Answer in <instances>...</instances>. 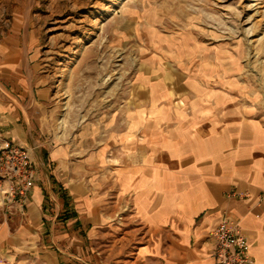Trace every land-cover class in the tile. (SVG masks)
<instances>
[{
  "label": "crops",
  "instance_id": "0c3cea01",
  "mask_svg": "<svg viewBox=\"0 0 264 264\" xmlns=\"http://www.w3.org/2000/svg\"><path fill=\"white\" fill-rule=\"evenodd\" d=\"M22 3L0 0V142L27 147L37 174L24 206L0 190V264H215L210 232L225 212L247 264H264V86L202 109L145 101L98 186L39 128L51 84Z\"/></svg>",
  "mask_w": 264,
  "mask_h": 264
},
{
  "label": "rangeland",
  "instance_id": "374dc122",
  "mask_svg": "<svg viewBox=\"0 0 264 264\" xmlns=\"http://www.w3.org/2000/svg\"><path fill=\"white\" fill-rule=\"evenodd\" d=\"M22 10L51 84L39 128L70 163L95 168L98 186L145 101L202 109L239 84L264 86V0H23Z\"/></svg>",
  "mask_w": 264,
  "mask_h": 264
},
{
  "label": "built area",
  "instance_id": "2783aa9c",
  "mask_svg": "<svg viewBox=\"0 0 264 264\" xmlns=\"http://www.w3.org/2000/svg\"><path fill=\"white\" fill-rule=\"evenodd\" d=\"M36 166L30 150L10 139L0 142V190L5 201L24 206L36 179ZM232 196L243 193L233 191ZM215 264H247L252 257L238 220L225 212L210 232Z\"/></svg>",
  "mask_w": 264,
  "mask_h": 264
}]
</instances>
